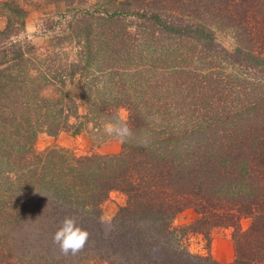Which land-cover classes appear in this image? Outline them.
Returning <instances> with one entry per match:
<instances>
[{"label": "trees", "instance_id": "trees-1", "mask_svg": "<svg viewBox=\"0 0 264 264\" xmlns=\"http://www.w3.org/2000/svg\"><path fill=\"white\" fill-rule=\"evenodd\" d=\"M43 2L69 17L39 57L19 37L25 7L0 0V264H220L186 244L215 228L231 230L228 264H264V0ZM120 108L132 136L117 153L35 148L89 124L108 138ZM111 191L125 203L104 222ZM66 216L89 232L76 255L53 243Z\"/></svg>", "mask_w": 264, "mask_h": 264}, {"label": "rangeland", "instance_id": "rangeland-1", "mask_svg": "<svg viewBox=\"0 0 264 264\" xmlns=\"http://www.w3.org/2000/svg\"><path fill=\"white\" fill-rule=\"evenodd\" d=\"M27 10L25 19V28L20 34V38L26 37L31 40L37 47L39 57L42 54L52 53L50 40L59 34L63 25L67 21V17H63L64 6L62 3H44L43 0H18ZM0 19V27L3 25ZM225 45L230 43L228 38H223ZM62 50H66L68 59L73 55L72 44H64ZM42 66L39 63V67ZM64 92L71 95L77 105L78 100V76L67 81ZM58 90L49 85L43 91V94L50 97L58 96ZM79 110L83 108L79 105ZM119 115L126 117V111L119 109ZM71 123L75 122L74 118H70ZM89 124L84 131L79 134H73L71 130L60 131L55 136L46 133H38L35 140V148L37 151H44L52 147H60L68 153L79 156L90 153L113 154L121 149L122 141L115 136L102 139L95 135ZM125 203V196L118 191L109 192L103 201L101 208V219L109 222L118 207ZM196 217L195 212L191 208L184 209L177 213L174 217L173 224L177 227L190 224ZM243 226L246 221H242ZM186 244L191 253L200 255H210L220 264H228L233 259V242L231 239V230L229 228H215L210 232L208 238L202 233H190L186 236Z\"/></svg>", "mask_w": 264, "mask_h": 264}, {"label": "clouds", "instance_id": "clouds-1", "mask_svg": "<svg viewBox=\"0 0 264 264\" xmlns=\"http://www.w3.org/2000/svg\"><path fill=\"white\" fill-rule=\"evenodd\" d=\"M104 132L109 136H115L122 142L132 136V132L125 122L123 116L118 117L114 122L104 125ZM145 141V146H146ZM53 243L58 245L61 254L76 255L83 250L89 239V232L83 229L75 217L66 216L61 222V227L53 234Z\"/></svg>", "mask_w": 264, "mask_h": 264}]
</instances>
